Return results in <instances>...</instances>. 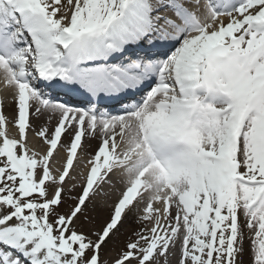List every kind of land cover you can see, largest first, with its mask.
<instances>
[{"label": "snow or ice", "instance_id": "6c2138e0", "mask_svg": "<svg viewBox=\"0 0 264 264\" xmlns=\"http://www.w3.org/2000/svg\"><path fill=\"white\" fill-rule=\"evenodd\" d=\"M0 264H264V0H0Z\"/></svg>", "mask_w": 264, "mask_h": 264}, {"label": "bare ground", "instance_id": "6f19581e", "mask_svg": "<svg viewBox=\"0 0 264 264\" xmlns=\"http://www.w3.org/2000/svg\"><path fill=\"white\" fill-rule=\"evenodd\" d=\"M6 103L8 105H11V97H8L7 98V101ZM8 111H10V108L6 109ZM47 115V114H46ZM45 119V117H41V122H43V120ZM55 124H56V119L54 117L50 118L49 120V125L50 127H55ZM35 142V141H34ZM98 139H89V140H86L85 141V150L86 152H94L97 148V145H98ZM63 155V151L61 153ZM82 166V165H81ZM79 171V169H78ZM117 187L119 188L120 186L117 185ZM106 190L109 191L110 195H109V203H112V202H115L117 199H118V192L117 191H113L111 189H107V186H106ZM77 192H79V189H77ZM115 196V197H113ZM107 213H108V209L105 208L104 212H103V216L106 218L107 216ZM141 225L137 224V223H134L133 222V217L132 215L130 214L128 216V218L125 220L124 224H123V227L121 229V232L123 233V235H121L120 239H121V242L123 243V241L130 235H132V233L137 230L138 228H140Z\"/></svg>", "mask_w": 264, "mask_h": 264}]
</instances>
